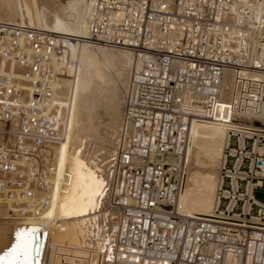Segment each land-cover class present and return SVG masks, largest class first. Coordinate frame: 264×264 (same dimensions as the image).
Segmentation results:
<instances>
[{"label": "built area", "instance_id": "1", "mask_svg": "<svg viewBox=\"0 0 264 264\" xmlns=\"http://www.w3.org/2000/svg\"><path fill=\"white\" fill-rule=\"evenodd\" d=\"M82 40L130 51L122 118L133 128L114 133L110 256L88 247L58 252V264H264V200L254 195L264 190L258 120L226 128L214 215L186 220L175 210L191 120L223 121L227 72L234 88L264 74V0H89L84 36L0 18V194L20 210L50 205L59 138L53 102ZM225 108L234 121L257 113L245 102Z\"/></svg>", "mask_w": 264, "mask_h": 264}, {"label": "bare ground", "instance_id": "2", "mask_svg": "<svg viewBox=\"0 0 264 264\" xmlns=\"http://www.w3.org/2000/svg\"><path fill=\"white\" fill-rule=\"evenodd\" d=\"M88 10L89 0H0L2 19L78 36L86 33ZM71 57L73 62L59 81L53 102L59 116V138L52 143L55 169L50 205L39 213L20 210L0 194V255L15 244L17 232H29L30 264H58V252L80 253L88 247L108 248L110 256L114 228L106 219L107 214L116 215L107 209L110 161L116 150L114 133L121 125L133 128L122 118L132 55L126 48L82 40L72 47ZM5 72L0 67V74ZM248 76V82L234 88L233 75H224L218 113L223 121L191 120L192 148L175 205L183 219L214 215L217 167L226 128L244 120L254 126L258 124L253 119L264 123V74ZM232 102H245L247 109L255 107L257 113H238L239 120L234 121L225 108Z\"/></svg>", "mask_w": 264, "mask_h": 264}, {"label": "snow or ice", "instance_id": "3", "mask_svg": "<svg viewBox=\"0 0 264 264\" xmlns=\"http://www.w3.org/2000/svg\"><path fill=\"white\" fill-rule=\"evenodd\" d=\"M31 256L32 242L30 233L17 232L15 244L0 255V264H30Z\"/></svg>", "mask_w": 264, "mask_h": 264}, {"label": "rangeland", "instance_id": "4", "mask_svg": "<svg viewBox=\"0 0 264 264\" xmlns=\"http://www.w3.org/2000/svg\"><path fill=\"white\" fill-rule=\"evenodd\" d=\"M260 125H264V123L260 122ZM259 125V124H258ZM254 195L256 198L260 199V200H264V190L262 188H258L254 191Z\"/></svg>", "mask_w": 264, "mask_h": 264}]
</instances>
